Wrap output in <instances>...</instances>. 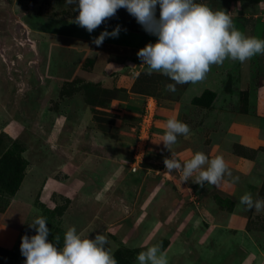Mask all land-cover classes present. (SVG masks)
Here are the masks:
<instances>
[{"label": "rangeland", "instance_id": "obj_1", "mask_svg": "<svg viewBox=\"0 0 264 264\" xmlns=\"http://www.w3.org/2000/svg\"><path fill=\"white\" fill-rule=\"evenodd\" d=\"M202 2L264 38V0ZM72 7L0 0V264H23L21 237L35 233L36 215L60 245L70 226L90 238L104 233L117 264H139L136 254L157 242L169 264H264V209L237 207L246 191L264 198V54L226 58L170 92L175 81L149 74L137 56L157 37L125 8L89 33L72 21ZM117 24L118 36L92 43ZM238 114L248 116L246 143L230 130ZM170 117L190 127L171 150L160 141ZM171 151L181 161L196 151L222 155L239 181H182L165 168Z\"/></svg>", "mask_w": 264, "mask_h": 264}, {"label": "clouds", "instance_id": "obj_2", "mask_svg": "<svg viewBox=\"0 0 264 264\" xmlns=\"http://www.w3.org/2000/svg\"><path fill=\"white\" fill-rule=\"evenodd\" d=\"M78 14L72 18L77 25L91 33L106 18L116 14L118 8H125L135 17L145 31L157 37L137 51V56L151 74L157 71L175 83L166 88L176 91V84L195 83L205 78L212 64H222L226 58L244 62L256 54H264V38L247 35L238 29L225 9H213L202 0H65ZM157 8L159 15H157ZM117 24L109 31L103 29L92 37V43L101 45L106 37L119 35ZM126 30V29H125ZM190 134V127L175 117L167 119L160 141L171 150L178 135ZM165 168L171 172L181 171V180L189 178L204 186L205 182L217 185L225 174L233 182L239 176H232L224 157L209 158L204 152L196 151L186 160H179L171 151L164 157ZM206 165V167H204ZM194 173H197L195 176ZM237 207L245 210L264 209V198L253 199L250 192L239 197ZM47 218L36 215L29 227L35 229L32 235L21 237L20 252L25 257L23 264H117L108 237L97 232L89 237L77 231L75 226L66 229L63 244L59 236L55 242L47 239L50 229ZM139 264H169L161 243L151 244L136 254Z\"/></svg>", "mask_w": 264, "mask_h": 264}, {"label": "built area", "instance_id": "obj_3", "mask_svg": "<svg viewBox=\"0 0 264 264\" xmlns=\"http://www.w3.org/2000/svg\"><path fill=\"white\" fill-rule=\"evenodd\" d=\"M147 104H146V108H145V113H144V120H145V118L146 117H150V115H152L153 114V102H152V99H149L147 102H146ZM148 125V123H142L141 124V132H142V129H146L145 128V126H147ZM141 139H143V137L141 136V134L139 135V137H138V139H137V141H136V144H135V151H134V154H133V162L131 163V168L133 169V170H135L136 169V166H137V164L139 163V156L140 155H142V152H143V149H144V147L142 148V146L139 148V143H141ZM143 146H144V144H143Z\"/></svg>", "mask_w": 264, "mask_h": 264}, {"label": "crops", "instance_id": "obj_4", "mask_svg": "<svg viewBox=\"0 0 264 264\" xmlns=\"http://www.w3.org/2000/svg\"><path fill=\"white\" fill-rule=\"evenodd\" d=\"M244 115V114H243ZM244 117H248V116H246V115H244V116H242L241 114H238V115H236L235 117H234V120H233V122L231 123V126H230V130L231 131H233V132H238V133H240V140L242 141V143L244 142V143H246V138H247V136L246 135H244V133L246 132H242V130H243V128H241V127H243L242 125H243V120H245L244 119ZM255 124H256V122H255ZM255 124H253V126H251V127H249V129H251V131H256L255 130V128L257 127V125H255ZM245 127V126H244ZM242 129V130H241ZM245 130V129H244ZM247 131H249L250 132V130H247ZM228 157H230L231 158V155L229 154V156H227V158Z\"/></svg>", "mask_w": 264, "mask_h": 264}]
</instances>
